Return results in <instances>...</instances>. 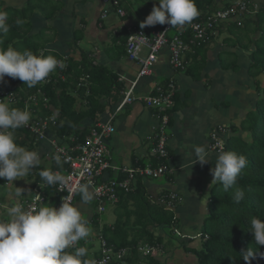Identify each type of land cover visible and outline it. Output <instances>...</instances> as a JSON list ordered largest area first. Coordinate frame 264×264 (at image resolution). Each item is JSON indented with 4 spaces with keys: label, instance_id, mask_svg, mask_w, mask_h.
I'll use <instances>...</instances> for the list:
<instances>
[{
    "label": "crops",
    "instance_id": "crops-1",
    "mask_svg": "<svg viewBox=\"0 0 264 264\" xmlns=\"http://www.w3.org/2000/svg\"><path fill=\"white\" fill-rule=\"evenodd\" d=\"M26 1L4 0L7 6L16 8L22 7ZM53 1L60 7L53 18L46 19L39 12L31 18V34L45 31L44 50L61 58L68 57L77 61L85 54L94 65L106 67L115 74L120 82V91L116 88L113 92L118 100L106 98L95 119L86 118L82 124L83 127L90 128L113 118L114 133L106 138L108 158L112 167L124 169L149 164L152 148L150 138L158 125L154 109L140 102L123 105L124 92L133 86V96L143 98L153 94L155 87H164L169 82H174V109L168 114L170 123L167 129V145L170 152L167 163L172 173L160 178L162 181L159 182L160 179H141L132 193L138 189L139 193L153 203H157L163 194L175 193L182 197L183 200L172 210L176 218L173 231L170 233L161 228L155 229V233L161 238L162 248L155 254V258L160 264H198L197 257L189 251L201 249L203 242L202 229L208 215L210 192L214 186L212 169L219 154L209 149L212 135L220 128H225V141L231 136L244 141L250 140V134L242 129V125L247 114L254 110L260 99L258 88L264 85V76L253 79L248 73L251 65L250 51L254 46L242 49L243 46L238 44L235 36L223 28L205 44L203 52L196 60L189 59L191 74L174 70L169 64V50L163 48L151 74L139 77L138 64L130 61L125 54L121 55V47L129 29H141L151 33L160 28L161 24L146 26L143 29L140 27L154 4H158V0H121L120 8L124 10L125 16H119L113 7H108L109 14L105 18H101L103 11L107 9L102 0ZM238 1L240 0H210L214 11L225 8L229 2L232 5ZM247 1L257 11L264 6V0ZM169 35L175 36L173 32ZM258 35L252 34V40ZM247 43L248 41H243V44ZM198 62L203 63V67L196 72ZM233 62H236L237 70L229 67ZM224 64L227 66L223 67ZM77 108H80L79 104ZM198 145L206 146L211 160L204 165L199 162L193 164V161L187 158V152ZM38 152L39 166L45 169L50 164L46 159L52 155L49 142H39ZM44 162L47 165L43 167ZM39 171L40 169L36 168L33 172L36 175L31 183ZM115 176L114 171L109 170L101 180ZM6 184H10V181H6ZM37 187L42 188L43 185ZM15 198L14 203L30 197ZM80 199L81 197L75 203L81 206L89 225H94L92 221L97 213L94 198L87 205L82 204ZM205 200H208L207 206L203 203ZM50 204L51 201H48L43 206ZM128 206H133V202L130 201ZM105 213L99 215L97 220L99 229L103 226L101 216ZM90 254L93 256V253ZM135 264H146L145 259L140 257V261Z\"/></svg>",
    "mask_w": 264,
    "mask_h": 264
},
{
    "label": "trees",
    "instance_id": "trees-1",
    "mask_svg": "<svg viewBox=\"0 0 264 264\" xmlns=\"http://www.w3.org/2000/svg\"><path fill=\"white\" fill-rule=\"evenodd\" d=\"M121 3L120 0L118 7L121 6ZM196 5L200 14L192 22L203 21L207 15L214 11L211 8L210 0H196ZM230 5L229 2L226 7ZM0 6H4V10L7 11L8 24L10 25V31L4 38L5 48L12 46L18 50H31L35 54L42 52L45 56L53 55L44 50L45 31L31 34V18L36 12H39L46 19L53 18L60 9L57 2L53 0H27L22 7L16 8L7 6L4 0H0ZM17 19H21L23 23L18 25L16 23ZM223 28L229 30L235 36L238 44L243 46L242 49L246 50L250 46H254L250 51L251 65L248 73L253 79L260 75L264 76V6L253 16L242 17L241 24L237 22L222 24L217 27V31H221ZM185 29L181 32L182 28L172 27L170 33L180 34L185 42H189L192 34L187 25ZM257 33L259 34L258 37L252 40V34L256 35ZM127 36L128 32L124 36V44L120 53L121 55L125 54L126 57L125 43ZM171 37L173 36L169 35V38ZM243 41H248V43L243 44ZM204 46L205 43L192 46L191 50L186 53L184 59L186 61L185 72L191 74V66H189L188 61L190 58L196 60L197 56L203 52ZM54 56L64 64L67 63V65L63 69L57 68L51 73L49 83H43L42 81L29 88L20 79L5 76L4 81L0 82V90L14 92L18 96V101L13 107L20 109L24 108L25 103L30 98L37 96L38 105L35 106L32 102L30 103L32 109L36 110L37 115L42 118L56 116V125L49 128V134L60 140L61 145L75 146L83 141L89 130L88 127L82 126L83 121L86 118L95 119L97 113L102 110L103 101L106 98L118 100L117 95L114 96L113 92L116 88L120 91V82L115 74L106 67L94 65L85 54L79 61L68 57L64 60L59 56ZM198 63L196 72L203 67V63ZM235 63L233 62L228 66L233 70H237ZM225 66L227 65L224 64L223 67ZM59 74L66 76V80L62 81L58 77ZM85 76H87L86 81L82 82V86H78L81 78ZM193 77L196 76L193 75ZM257 82L259 83V81ZM163 88L166 90L167 86ZM258 90L260 99L254 110L247 114L242 125V129L250 134V141L231 136L226 140L223 150L235 151L243 154L247 159V167L237 180V185L245 190V197L240 203H236L232 190L226 193L223 191L222 185L219 183L214 184L210 192L208 215L202 229V248L189 251L197 257L198 264H249L248 261L243 259L244 251L248 248L257 250L254 257L251 258L250 264H264V246L257 247L255 245L253 234L249 230L252 216H258L264 220V85L259 87ZM38 91H41L43 95L39 96ZM44 98L47 99L46 104L43 101ZM77 104L80 108H77ZM81 106H84V108H81ZM173 109L172 106L168 110V114ZM16 137L19 145L38 150L39 142L28 130L24 128L17 129ZM151 142V147H153L154 141L151 140ZM54 157L52 154L49 158L50 164L45 169L63 173L67 169V165L62 160L61 164L58 165ZM159 163L156 158L151 157L149 164L156 166ZM36 168H39L40 171L45 170L41 166ZM36 168L29 173H33ZM124 177L123 173H119V179ZM0 183L5 184L6 179L0 178ZM38 185H43V204L45 205L48 201H51L50 206L55 205L59 197L56 192V185H48L39 176V173L30 185L32 193ZM79 197L80 195L77 194L75 201ZM130 201L133 202L131 207L128 206ZM114 207L116 220L112 226L103 225L100 228L99 238L103 239L107 246L115 252L127 249L128 254L123 258L126 264H135L140 261V255L137 252L139 245L161 246V238L155 233L156 228H161L164 231L168 230L171 233L176 223L175 215L171 210H166L146 199L142 193H139L138 189L134 193H120L119 201ZM99 215L96 213L92 221L96 227H98ZM85 242V240L80 241L79 246L86 247ZM156 253L155 251L145 257V263L160 264V261L155 258ZM100 256L99 251L93 252L94 258ZM86 258H91L88 248Z\"/></svg>",
    "mask_w": 264,
    "mask_h": 264
},
{
    "label": "clouds",
    "instance_id": "clouds-1",
    "mask_svg": "<svg viewBox=\"0 0 264 264\" xmlns=\"http://www.w3.org/2000/svg\"><path fill=\"white\" fill-rule=\"evenodd\" d=\"M113 8L116 12V7ZM199 14L196 0H158L140 27L143 29L167 23L172 27L183 28ZM16 23L19 25L23 21L17 19ZM9 31L8 13L4 6H0V82L9 76L20 79L32 88L57 68L65 67L61 60L51 54H35L31 50H18L12 46L5 48L4 38ZM31 116L29 110L12 107L0 100V178L6 181L23 178L40 164L38 150L17 143L16 130L27 126ZM187 158L193 164L199 162L204 165L211 161L205 145L194 146L187 152ZM54 159L58 165L61 164L62 157L59 154ZM214 165L212 184L219 183L226 193L232 190L235 202L240 203L245 197V190L237 185V180L247 167L246 157L231 150L221 151ZM39 176L48 185L66 182L59 171L45 169L39 172ZM22 192L23 189L18 187L16 196H21ZM76 192L82 204L86 205L95 195L90 183L79 185ZM207 201H203L206 206ZM249 230L255 245L264 246V220L252 216ZM90 232L84 211L71 200L63 199L59 207H29L22 200L17 201L7 209L6 218L0 217V264H96L94 260L86 258L87 248L79 246V242L86 240ZM244 252L243 259L250 264L257 250L248 248Z\"/></svg>",
    "mask_w": 264,
    "mask_h": 264
},
{
    "label": "built area",
    "instance_id": "built-area-1",
    "mask_svg": "<svg viewBox=\"0 0 264 264\" xmlns=\"http://www.w3.org/2000/svg\"><path fill=\"white\" fill-rule=\"evenodd\" d=\"M102 1L107 9L103 11L101 18H105L109 14L108 7H116V12L121 17L125 15L124 10L118 7L120 0ZM256 12L257 10L252 8L247 0H240L228 7L213 11L203 21L187 24L192 34L189 42H185L180 34L169 38L172 26L167 23L151 33L141 29H129L125 43L127 58L138 64V76L145 77L151 74L152 67L158 60L159 52L163 48H168L170 66L174 70L184 71L186 69L185 55L191 50L192 46H199L202 43L206 44L209 42L218 32L217 27L220 25L229 22L241 24L242 17L255 15ZM185 27L186 25L181 32L186 30ZM66 58L64 57L63 59L66 60ZM66 65L67 63L65 67ZM58 77L62 81L66 80V76L63 74H59ZM86 78L87 76L81 78L78 86H82V82L86 81ZM49 81L50 78L47 77L43 83H49ZM38 92L39 96L43 95L41 91ZM175 92L176 87L173 81L169 82L166 90L160 86L155 87L153 94L143 98L133 96V86L124 92L123 105L140 102L156 111L158 125L154 135L150 138V140L154 141L150 155L160 162L156 166L147 164L142 167L124 169L112 167L108 158L109 152L106 146V138L114 133L113 118H110L106 123H98L90 127L81 143L75 146H65L61 145L60 140L49 134V128L56 125V116L39 117L30 104L32 102L37 106L38 97L33 96L30 98L23 109L29 110L32 116L29 124L23 128L28 130L37 142L48 141L52 148L53 156L59 154L62 157V161L67 165V169L63 173L59 171L65 177L66 182L56 185V192L59 197L54 206L59 207L63 199L71 200L74 203L78 194L76 192L77 187L84 183H90L95 192L93 198L97 205L96 212L101 215L106 212L109 205L115 206L118 203L120 193L133 192L139 180L158 179L162 176L170 175L172 170L167 163L169 160L167 129L170 120L168 110L173 106ZM0 100L9 103L13 107L18 101V96L14 92L0 90ZM43 101L46 104L47 99L44 98ZM44 106L46 107V105ZM225 133L226 129L220 128L212 135L210 151L220 153L224 150L225 140H223V136ZM109 170H113L116 176L101 180L104 173ZM119 173H123L125 177L119 179ZM22 201L29 207L43 206L42 188L35 187L32 196ZM181 201L182 198L177 194L168 193L158 199L157 204L165 209L172 210ZM100 240L99 252L101 256L99 258L91 257L90 259L94 260L96 264H126L123 258L128 254L127 249L115 252L107 246L103 239ZM155 251H161V247L149 244L137 247V252L142 257H147Z\"/></svg>",
    "mask_w": 264,
    "mask_h": 264
},
{
    "label": "rangeland",
    "instance_id": "rangeland-1",
    "mask_svg": "<svg viewBox=\"0 0 264 264\" xmlns=\"http://www.w3.org/2000/svg\"><path fill=\"white\" fill-rule=\"evenodd\" d=\"M46 161H49V158L46 159ZM45 165H47L46 162H44L43 167ZM35 175L36 174H34V173H28V175L23 177V178H18L17 180H15L13 182L10 181V184H8V185L0 183V217H2V216L6 217V211L14 203V200H16L15 197H20V196H16V192L14 191V190H17L18 187L23 189L21 196H25L27 198L32 196V191L29 189V187L31 185V179ZM162 177H160V178H162ZM160 178H158V179H160ZM159 181H162V179L158 180V182ZM205 190H206V186H205ZM114 209H115V207L111 206V205H109L107 207V211H106L105 215L101 216L102 217V219H101L102 225L112 226L114 224V222L116 220L115 213L113 211ZM84 216H86V214H84ZM90 228H91V232L89 234V237L85 240L86 241L85 244L91 253L98 252L100 249V245H101V240L99 238L100 229H99V226L96 227L94 225H90Z\"/></svg>",
    "mask_w": 264,
    "mask_h": 264
}]
</instances>
